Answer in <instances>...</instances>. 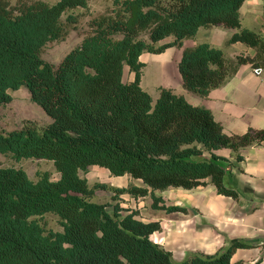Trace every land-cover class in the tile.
I'll return each mask as SVG.
<instances>
[{"label": "trees", "instance_id": "obj_1", "mask_svg": "<svg viewBox=\"0 0 264 264\" xmlns=\"http://www.w3.org/2000/svg\"><path fill=\"white\" fill-rule=\"evenodd\" d=\"M245 1L113 0L55 64L41 56L43 47L66 36L77 18L64 15L88 8L89 0H0V103L26 86L52 118L42 127L27 122L0 131V153L52 160L59 172L56 179L44 172L34 180L22 167L0 162V264H245L232 260L238 247L250 246L243 241L215 254L175 260L151 238L161 222L140 218L138 209L120 201L123 194L150 196L153 208L185 210L166 204L157 191L209 183L239 198L226 184L225 157L217 150L230 148L242 159V149L264 141V128L227 133L210 108L170 87L160 86L154 101L142 86L141 55L182 48L177 67L183 85L202 96L225 85L243 64L264 68V35L242 24ZM214 25L232 29L227 43L243 42L255 55L230 58L208 41L184 46L201 27ZM126 66L133 74L128 81ZM94 165L143 184L91 185L81 172ZM100 189L112 190L118 201L95 200ZM48 212L60 217L62 230L43 226L37 217Z\"/></svg>", "mask_w": 264, "mask_h": 264}, {"label": "crops", "instance_id": "obj_2", "mask_svg": "<svg viewBox=\"0 0 264 264\" xmlns=\"http://www.w3.org/2000/svg\"><path fill=\"white\" fill-rule=\"evenodd\" d=\"M240 13L244 27L259 30L264 35V0H246ZM211 27H206V31H212ZM232 32L230 29L225 38L226 56L232 58L241 52L254 56L256 50L243 42L227 43ZM197 43L195 40L193 44L184 46ZM177 48L169 47L159 53V56L165 55L173 49L177 53L173 61L169 58L174 52L162 61L163 73L170 77L164 80L163 86L173 88L195 105L210 108L227 133L243 134L249 127L264 128V68L243 64L225 85L202 96L185 88L179 72H176L183 51ZM144 59L145 53L141 55V60ZM217 153L225 157V181L239 192L238 199L218 193L211 183L192 189L170 187L157 192L164 199L170 193L171 205L186 208L173 212L153 208L149 196H122L131 197L135 204L131 209H138L140 218L161 222V230L154 232L151 238L170 251L177 261L194 254H215L227 249L234 241H243L250 246L238 247L232 260L245 264L261 260L264 264V141L242 149V159L227 147L217 150Z\"/></svg>", "mask_w": 264, "mask_h": 264}, {"label": "rangeland", "instance_id": "obj_3", "mask_svg": "<svg viewBox=\"0 0 264 264\" xmlns=\"http://www.w3.org/2000/svg\"><path fill=\"white\" fill-rule=\"evenodd\" d=\"M11 1L13 3L17 2V0ZM45 1L54 3L57 0ZM112 3L113 0H89L88 8L78 7L69 11L64 15L63 18L66 19V17L71 14L77 18V21L69 26L68 32L64 38L47 43L42 49L41 56L45 60L58 64L63 56L70 49L78 45L89 33V21L91 17L110 9L112 7ZM205 28L206 27H202L193 39H187V43L184 42V44H193L195 40L197 42L208 41L216 47L225 50V38L229 34L230 29L224 26H213L211 27L212 31H206ZM171 39L172 37H168L159 44L167 42ZM173 50L174 53L167 51L166 54L164 53L165 55L162 54L161 56H159V53L152 54L145 52L144 61L146 63L143 69L142 86L152 95L154 101H156L160 95L159 87L165 84V79L170 78L169 74L163 73L162 61L164 60V57H167L172 53V57L170 56L171 58L169 59L173 61L174 56L177 54L175 53L176 50ZM175 69L178 73V68L176 67ZM130 79H133V75H131L128 66H126L124 80L128 81ZM11 94L13 96L12 101L8 103H0V131H10L12 129L21 128L27 122H33L42 127L52 120V118L43 110V108L32 100L30 91L26 86H22L18 90H12ZM0 162L3 166L22 167L34 180H37L44 172L50 173L51 177L54 179L59 177V172L57 171L52 160L39 158H23L21 160H16L11 155L0 153ZM81 174L88 177L91 185H94L98 182H106L111 186H128L130 183H135L138 185L143 184L141 180L132 178L129 175H124L123 177L114 176L108 169L100 166H92L88 171L81 172ZM97 192L98 194L95 197V200L97 201L111 203L118 201V199H113L114 192L110 189H100ZM169 194L170 193H167L165 195L167 200H164L166 204L168 203L171 205V201L168 198ZM149 198L151 197L149 196L148 200H150ZM120 201L121 206L126 208H133L131 205H135L134 201L131 200V197L128 195L125 197L121 196ZM108 208L112 209V206H109ZM146 211L149 212L150 210ZM37 218L47 230L58 231L63 229L60 222V217L55 213L48 212L43 216H38Z\"/></svg>", "mask_w": 264, "mask_h": 264}]
</instances>
